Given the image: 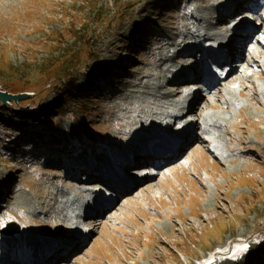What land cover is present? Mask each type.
<instances>
[{"label": "rangeland", "instance_id": "rangeland-1", "mask_svg": "<svg viewBox=\"0 0 264 264\" xmlns=\"http://www.w3.org/2000/svg\"><path fill=\"white\" fill-rule=\"evenodd\" d=\"M213 1L0 0V86L30 94L0 110V243L7 236L1 230L13 222L59 241L55 264H264V51L261 67L243 61L261 49L253 39L240 41L232 94L228 83L201 87L208 95L192 85L196 111L182 120H195L193 133L149 178L158 186L138 180L118 185V194L95 187L110 193V204L90 213L91 222L81 217L78 230L58 210L59 188L76 193L96 181L72 166L83 161L89 142L100 138L121 149L144 128L136 121L145 118L141 94L159 71L147 69L154 60L172 55L175 65L192 62L174 57L173 43H190L181 37L193 25L188 17L202 14L217 31L227 30L231 19L218 20ZM252 15L240 8L234 17L252 19L258 37L264 21ZM156 81L168 101L181 89ZM62 86L71 90L59 95ZM205 113L215 121V136L203 133Z\"/></svg>", "mask_w": 264, "mask_h": 264}, {"label": "bare ground", "instance_id": "bare-ground-1", "mask_svg": "<svg viewBox=\"0 0 264 264\" xmlns=\"http://www.w3.org/2000/svg\"><path fill=\"white\" fill-rule=\"evenodd\" d=\"M254 1L255 0L213 1L211 7L212 9L217 10L215 17H217L218 20H223L224 16H227L231 19L228 23L227 30L225 31H217L211 25V22L207 17H204V19L198 16L197 19H194L192 16L188 17L189 20L193 21V25L192 27L188 28V31L184 32L181 37H183V40H190V43L187 45H194V47L186 48L184 47L182 41H179L176 44L173 43V45L178 47L177 50L174 51V57L182 58L186 61L192 60V62L186 63L185 65L183 63H181V65H175L172 62V55H163L154 60V67L149 66L147 68L148 70H155L157 68L159 71L155 75L151 74L154 76L153 80L155 81L152 82V86L148 91H143L141 94L143 96L141 99L142 103L147 104V106L142 107L145 118H142L140 121L136 122L137 124H141L144 128L138 132H135V142L132 141L121 149L110 145L109 143H105L104 139L100 138H98L99 140L97 144L89 142L90 149L85 151L81 157L83 158V161L81 163L75 161L72 163V166L75 171L82 173V175L85 176V180L94 178L96 181L92 183H84L93 184V186H88L92 188H82L84 186H81L80 189L76 190V193L73 191H68L64 189V187L57 190V194L59 193V195L62 196V200L60 204H58V210L61 211V219H63V221H67L68 219L71 221L76 220L75 226L73 222L71 225L75 227L74 230H78V223L76 222H79L81 217L82 222H91L92 220L89 217L90 213L97 212L100 208L109 206L110 201L105 199V195L101 191H96L94 189L95 187H100L101 182H104L106 185H108L109 188L107 190H111L117 194L121 191L119 190L118 185L125 186L136 183L138 180H143V182L140 184L141 186H158L157 182L149 181V178L152 176L151 172L157 170L155 167H150L151 169L149 170V173L142 171L135 173V175L131 177H124L120 171L125 172L129 170L132 172L133 170L138 169L140 164H152V158H156L157 156H163L161 159L165 162H169L178 155V151L182 149L184 143H186L191 138L190 134H192L193 131L190 127L196 124L192 117L187 121L186 124L178 123L171 127H168L167 124L168 121H171V119L169 120V117H172V114L174 113L172 112L174 106L179 103L180 98H178V95L187 93V96L190 98L189 102H187L189 105L188 111L191 110L193 113L196 111V108H194V104H196V95L193 89H181L192 87V85L198 84V82L202 81V79L200 80L201 76L198 77L195 75H188V71H193L194 74H197L196 70L200 69L205 73H209L207 68L204 66V63L207 60H211L212 64H216L218 62H223L222 64L224 66L229 64L231 67L227 72L223 73V70L219 71L220 77L217 78L215 84L220 85L228 83V92L232 94L236 82L234 80L235 78L231 75L234 74L235 71H238V68H232V65L235 64L233 62L239 60L241 61L243 58L240 56L239 44L241 40L248 38L253 39V44L258 45L261 48L259 51L254 53V56L251 59H243V61L248 65L250 63L253 67H256V64L259 65L262 63L261 59H257L258 54L261 53V50L264 51V42L260 39L264 38V33H261L258 37L255 36L258 30L257 26H254L252 22L241 21L243 19L238 20L237 22V18L234 17L238 10L243 8L245 10H253L255 13H253L252 16L256 17V21H263L262 14L258 13L259 10L257 11L253 9ZM201 10V8H196L194 12L199 14V11L201 12ZM253 28L255 31H250ZM209 30L216 34L215 42L217 44L214 45L217 48L216 50L207 48L204 46V43L196 45L199 41L198 37ZM210 31L209 34H211ZM236 31L237 33H235ZM210 39L211 38L209 37L206 39V41L210 43ZM230 42L231 44H234L231 47ZM192 50L193 53H191ZM195 55H198V61L197 58H193ZM259 67L261 66L259 65ZM183 70L185 71L183 72ZM172 71L173 73L171 77L168 78L167 73ZM245 71L248 72L249 69L245 68ZM176 72H178V74H176ZM261 75H264V67L263 70H261ZM148 76H150V74H147L145 77ZM158 79L165 80L166 85L172 83V86H180L179 88H181V91L171 97L168 101L167 97L169 94L167 95L168 92L161 91L162 85L156 81ZM180 81L184 82L180 83ZM136 84L139 85L140 83ZM217 89L218 88H216V91L213 94H217ZM261 92L262 91L259 93ZM229 103L233 104V100ZM131 104L137 108L140 107V104L135 101L131 102ZM188 111L186 112L187 115L189 114ZM207 114L208 113L201 115L202 119L204 120L203 123L205 124L203 133L215 136L213 129L215 121H213L212 118H210V115ZM181 119L182 117H179L177 120L180 122ZM164 121L167 122L164 123ZM131 129L132 128H130L129 131ZM103 144L106 147H104ZM163 146L165 151L161 155L154 154V152H156L155 150ZM168 153H172V155L165 157L164 154ZM157 162L158 164L160 163V161ZM98 167H104L103 171H98ZM156 175H158V170ZM102 179H106L107 181ZM11 183L12 182H10L7 187H10ZM126 190V188L122 189V191ZM8 192L9 189L6 191V193ZM84 195L90 198L93 197L91 204L88 203L89 201L85 202L84 199H82ZM83 226L87 225L84 224ZM88 228L90 229V233L92 228ZM85 233L89 234L88 232L84 231L83 235H85ZM59 245V241L55 240L54 238L46 239L43 234L39 232L22 228L14 235H7L5 240L0 243V264H55V261L61 257L60 252L62 248L59 247ZM16 246L19 247V252H23L19 253L17 249H15ZM65 262L66 261H62L61 263L64 264Z\"/></svg>", "mask_w": 264, "mask_h": 264}, {"label": "water", "instance_id": "water-1", "mask_svg": "<svg viewBox=\"0 0 264 264\" xmlns=\"http://www.w3.org/2000/svg\"><path fill=\"white\" fill-rule=\"evenodd\" d=\"M30 96L29 93L21 91V92H9L8 90L2 89L0 86V104L2 106H11V102L18 105V102L22 99L28 98ZM4 234L13 235L20 231L18 225L13 222L7 223L5 227L1 230Z\"/></svg>", "mask_w": 264, "mask_h": 264}, {"label": "trees", "instance_id": "trees-1", "mask_svg": "<svg viewBox=\"0 0 264 264\" xmlns=\"http://www.w3.org/2000/svg\"><path fill=\"white\" fill-rule=\"evenodd\" d=\"M102 17H103V13L102 12H100L99 13ZM106 15H105V19H106ZM73 86H75V84L73 85ZM71 90V87H67V86H62V91H58V94L60 95H62L65 91H70ZM15 93V92H14ZM61 99V98H60ZM60 99H58V100H60ZM12 108H14V111H15V116H16V114H18V112H19V109L18 108H16V107H14V106H12ZM0 110H4V107L2 106V105H0ZM17 112V113H16ZM1 114V113H0ZM18 119H21V117H17ZM15 123H19V122H21V121H14Z\"/></svg>", "mask_w": 264, "mask_h": 264}, {"label": "snow or ice", "instance_id": "snow-or-ice-1", "mask_svg": "<svg viewBox=\"0 0 264 264\" xmlns=\"http://www.w3.org/2000/svg\"><path fill=\"white\" fill-rule=\"evenodd\" d=\"M246 250H247L246 248H238V249H236V252L241 253V252H244Z\"/></svg>", "mask_w": 264, "mask_h": 264}]
</instances>
